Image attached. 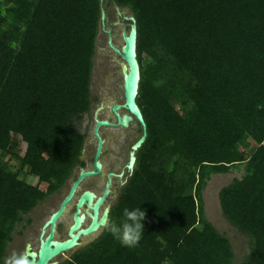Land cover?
<instances>
[{"label":"trees","instance_id":"16d2710c","mask_svg":"<svg viewBox=\"0 0 264 264\" xmlns=\"http://www.w3.org/2000/svg\"><path fill=\"white\" fill-rule=\"evenodd\" d=\"M110 3L137 19L148 136L109 222L143 208L145 230L129 249L104 229L60 264H235L204 200L212 176L233 168L242 175L219 196L249 239L238 264H264V0ZM103 4L0 0V150L10 156L0 158V264L30 212L87 164Z\"/></svg>","mask_w":264,"mask_h":264},{"label":"rangeland","instance_id":"374dc122","mask_svg":"<svg viewBox=\"0 0 264 264\" xmlns=\"http://www.w3.org/2000/svg\"><path fill=\"white\" fill-rule=\"evenodd\" d=\"M104 8L106 9V26L101 30L97 39V51L95 55L94 74L92 82V96L94 98L93 112L102 103H105L104 108L100 111V118H109L115 120L116 117L112 111V105L117 102H124V88H123V72H122V58L110 46L109 38L112 35L114 43L121 47L124 43L122 32L125 27H129L130 23L126 17L132 15L129 8H119L114 3L109 4V0L104 1ZM94 114V113H93ZM93 118L89 128L86 139V152L83 154V159L87 162L86 166L91 167L93 157L97 147V139L94 136L93 129L95 125ZM102 134L107 139L105 147L109 148L108 153L103 156L105 163L104 172L97 177H90L84 180L82 188L91 186L95 187L100 193L104 189L106 180V172L115 170L116 172L125 171L124 176L116 177L113 184V192L109 198V202L114 204L122 194V188L127 182L128 168L127 163L129 153L133 143L140 136V126L137 122H132L129 127L125 126H106L101 129ZM249 142L254 143L251 137H247ZM27 143H23V151H25ZM0 158L10 159V156L0 150ZM14 164L16 160H11ZM79 172V168L75 170L74 174L69 178L65 186L48 196L44 201L39 203L31 212L30 216L33 221L24 228L22 234L20 230L22 225L18 226V231L15 233L14 240L9 244L7 256L13 251H22L26 248L27 243H32L35 249L40 245V234L42 226L49 218L51 213L57 209L64 197L68 192L71 184L73 183L74 176ZM242 170L233 168L228 173L214 174L204 190V200L206 205L207 217L223 232H226L231 237L235 252V264L240 263L245 254L249 251V239L243 235L238 229L226 219L223 214L219 192L220 190L234 181L236 177L242 175ZM36 181L35 179L33 180ZM43 188H47V184H42ZM73 204L69 210L64 214L63 218L59 221L60 228L57 234L60 237L67 235L69 225L72 223L73 217ZM103 232L95 233L91 236L84 237L79 246L82 247L89 243L91 239H96ZM73 251L66 252L60 255L58 259L60 262L67 259L72 255Z\"/></svg>","mask_w":264,"mask_h":264},{"label":"water","instance_id":"95a60500","mask_svg":"<svg viewBox=\"0 0 264 264\" xmlns=\"http://www.w3.org/2000/svg\"><path fill=\"white\" fill-rule=\"evenodd\" d=\"M103 2L104 0H102V3ZM106 15V9L103 6L102 27L104 29L106 26ZM126 19L131 21V23L129 28L125 27L123 29V45L118 47L114 43L113 36L111 35L109 38L110 46L115 52L122 54L124 58V61L122 62L124 102L116 103L112 107L113 112L117 116V122L100 119L98 117V111L102 108L103 104L97 109L95 113L96 125L94 128V134L98 140V145L93 160V167H80L78 178L71 185L70 190L61 201L60 206L51 213L49 218L43 224L40 234L39 248L35 249L32 243H27L26 248L37 258L36 264H60V260L58 259L60 255L78 249L84 236H91L98 233L104 227L105 223L109 222L112 204L108 203L104 207L103 211L101 209L112 192L114 177H121L124 172L115 173L111 171L108 174V180L102 195H98L92 190L84 191L77 201L74 221L69 227L68 237L64 239L57 237L58 222L67 212L80 184L84 179L92 176H98L103 172L102 155L104 151L105 139L100 133L101 127L121 125L128 127L135 118H137V120L142 124L143 135L133 145V149L130 154L128 169L131 172L134 171L137 163V151L147 139L148 126L142 108L138 102L142 79L141 63L138 58V24L134 15L126 17ZM121 108H126L128 111L122 114L120 112ZM85 207L86 212L84 211ZM87 215L91 217V222L88 226H84Z\"/></svg>","mask_w":264,"mask_h":264},{"label":"clouds","instance_id":"9594fccd","mask_svg":"<svg viewBox=\"0 0 264 264\" xmlns=\"http://www.w3.org/2000/svg\"><path fill=\"white\" fill-rule=\"evenodd\" d=\"M11 47L16 49L17 45L13 43ZM145 218V209H129L125 207L123 209L122 219L120 222H107L104 225V229L110 233L121 246L129 249H135L139 246V243L144 235ZM36 260V256L25 248L22 251L13 250L4 258L3 264H36Z\"/></svg>","mask_w":264,"mask_h":264},{"label":"flooded vegetation","instance_id":"af4514ba","mask_svg":"<svg viewBox=\"0 0 264 264\" xmlns=\"http://www.w3.org/2000/svg\"><path fill=\"white\" fill-rule=\"evenodd\" d=\"M117 103H119V102H117ZM103 104V106H102V108L98 111V117H99V113H100V111L104 108V106H105V103L104 102H102L97 108H96V110L93 112L94 114H93V118L95 119V113H96V111H97V109L101 106ZM114 104H116V103H114ZM113 104V105H114ZM113 105H112V107H113ZM112 111H113V109H112ZM120 112L123 114V113H125L126 111H122L121 109H120ZM114 113V112H113ZM114 115H115V113H114ZM115 117H116V119L115 120H112V119H109V118H100V119H107V120H110V121H113V122H117V116L115 115ZM95 121V120H94ZM137 122L138 120H137V118H135L132 122ZM131 122V123H132ZM131 123H130V125H131ZM95 125H96V121H95ZM95 125H94V128H95ZM129 125V126H130ZM139 125V124H138ZM122 126V125H121ZM128 126V127H129ZM103 127H106V126H103ZM101 129H102V127H101ZM101 129H100V133H101V135L103 136V138L105 139V144H106V141H107V139L105 138V136L102 134V131H101ZM93 133H94V129H93ZM87 135H88V133H87ZM143 135V132L140 134V136L137 138V140L133 143V145L141 138V136ZM94 136H95V134H94ZM96 137V136H95ZM97 139V138H96ZM97 145H98V140H97ZM133 145H132V147H131V150H130V153H129V159H128V163H129V160H130V154H131V151H132V149H133ZM96 150H97V147H96ZM108 151H109V148H107V147H105V145H104V151H103V155H102V161H103V172H104V167H105V163H104V160H103V156L106 154V153H108ZM86 152V147H84V149H83V154ZM95 153H96V151H95ZM94 156H95V154H94ZM93 160H94V157H93ZM87 163V162H86ZM128 163H127V168H128ZM80 167L81 166H78L77 167V169L79 168V172H80ZM86 168H92L93 167V163H92V166L91 167H88V166H85ZM111 171H113V172H115V173H121V172H124L125 173V171H121V172H116L115 170H109L108 172H106V180H105V184H104V189H103V191L100 193L95 187H91V186H88V187H85V188H82V183L84 182V180H83V182L80 184V186H79V188H78V190H77V193H76V195H75V197L73 198V200H72V202L70 203V206H71V204H73V208H74V211H73V217H72V223H73V221H74V214H75V211H76V204H77V201H78V199H79V197H80V195L84 192V191H86V190H92V191H94V192H96L98 195H102L103 194V192H104V190H105V186H106V182H107V180H108V174L111 172ZM129 169H128V174H129ZM79 172L77 173V174H75V176H74V180H73V182L78 178V175H79ZM103 172L100 174V175H102L103 174ZM131 172V171H130ZM100 175H98V176H100ZM123 176H124V174H123ZM92 177H97V176H92ZM117 176H115L114 177V179L116 178ZM122 177V176H121ZM88 178H90V177H88ZM87 179V178H86ZM127 180H128V177H127ZM126 180V181H127ZM73 184V183H72ZM71 184V185H72ZM113 184H114V181H113ZM71 187V186H70ZM69 190H70V188H69ZM68 190V191H69ZM112 192H113V185H112ZM112 192H111V194H112ZM68 193V192H67ZM66 193V194H67ZM65 194V195H66ZM111 194H110V196H111ZM65 195H64V197H65ZM110 196H109V198H110ZM63 197V198H64ZM109 198L107 199V201L105 202V204H104V206L102 207V211L104 210V207L108 204V203H110L109 202ZM119 199V198H118ZM63 200V199H62ZM117 202V201H116ZM115 202V203H116ZM114 203V204H115ZM61 204V203H60ZM112 204V203H111ZM114 204H112V207H113V205ZM60 206V205H59ZM70 206L68 207V210H69V208H70ZM56 210V209H55ZM54 210V211H55ZM67 210V211H68ZM84 211L86 212V207L84 208ZM63 218V217H62ZM61 218V219H62ZM90 222H91V217L90 216H88L87 215V217H86V220H85V222H84V226H88L89 224H90ZM59 223V222H58ZM71 223V224H72ZM70 224V225H71ZM70 225H69V227H70ZM69 227H68V230H67V235L65 236V237H60L58 234H57V237H59V238H67L68 237V232H69ZM60 228V225H57V231H58V229ZM103 229V231H104V227L102 228ZM100 232V231H99ZM84 237H88V236H84ZM83 237V238H84ZM99 237V236H98ZM97 237V238H98ZM82 238V239H83ZM96 238V239H97ZM95 239H91L89 242H91V241H94ZM33 245V244H32ZM40 246V245H39ZM38 249V248H37ZM77 250V249H76ZM75 250V251H76ZM75 251H73V252H75Z\"/></svg>","mask_w":264,"mask_h":264},{"label":"bare ground","instance_id":"6f19581e","mask_svg":"<svg viewBox=\"0 0 264 264\" xmlns=\"http://www.w3.org/2000/svg\"><path fill=\"white\" fill-rule=\"evenodd\" d=\"M116 53H117V52H116ZM117 54L120 55L121 58H122V60L124 61V58H123L122 54H119V53H117ZM121 110H122V111H128L126 108H121Z\"/></svg>","mask_w":264,"mask_h":264},{"label":"crops","instance_id":"0c3cea01","mask_svg":"<svg viewBox=\"0 0 264 264\" xmlns=\"http://www.w3.org/2000/svg\"><path fill=\"white\" fill-rule=\"evenodd\" d=\"M79 249V248H78Z\"/></svg>","mask_w":264,"mask_h":264}]
</instances>
